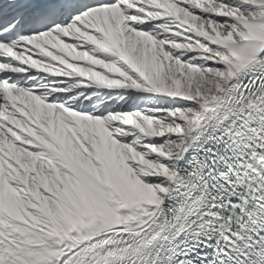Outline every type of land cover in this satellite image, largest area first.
I'll return each mask as SVG.
<instances>
[{
  "label": "snow or ice",
  "instance_id": "obj_1",
  "mask_svg": "<svg viewBox=\"0 0 264 264\" xmlns=\"http://www.w3.org/2000/svg\"><path fill=\"white\" fill-rule=\"evenodd\" d=\"M0 264H264V0H0Z\"/></svg>",
  "mask_w": 264,
  "mask_h": 264
}]
</instances>
